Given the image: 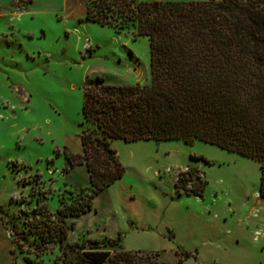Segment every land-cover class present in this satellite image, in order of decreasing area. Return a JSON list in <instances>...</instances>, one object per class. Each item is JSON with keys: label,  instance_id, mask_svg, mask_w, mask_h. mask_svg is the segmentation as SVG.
Segmentation results:
<instances>
[{"label": "rangeland", "instance_id": "1", "mask_svg": "<svg viewBox=\"0 0 264 264\" xmlns=\"http://www.w3.org/2000/svg\"><path fill=\"white\" fill-rule=\"evenodd\" d=\"M65 1L0 0V264H73L67 243L93 237L110 253L157 250L166 264L176 250L192 253L183 264H264L258 162L200 139H111L124 171L66 237L28 229L36 198L54 211L86 185L81 165L62 169L65 153L80 151L82 87L96 75L112 84L150 77L144 36L85 20L86 0ZM184 164L201 170L187 187L207 180L201 195H177ZM134 219L151 226L130 230ZM118 232L117 243L103 237Z\"/></svg>", "mask_w": 264, "mask_h": 264}, {"label": "trees", "instance_id": "2", "mask_svg": "<svg viewBox=\"0 0 264 264\" xmlns=\"http://www.w3.org/2000/svg\"><path fill=\"white\" fill-rule=\"evenodd\" d=\"M83 16L132 38L144 36L150 77L143 84H112L96 75L82 87L80 151L66 152L62 169L83 165L87 184L69 202L59 200L54 211L36 198L29 230L46 234V240L66 237L73 225L66 218L91 209L93 196L123 173L110 146L116 138L200 139L255 159L264 196V0H86ZM196 170L179 172L178 194L203 193L206 179L186 185ZM103 237L119 242V233ZM100 243L97 237L68 242L75 250L73 264H166L157 250L110 253L99 249ZM175 253L179 256L171 264L192 256Z\"/></svg>", "mask_w": 264, "mask_h": 264}, {"label": "crops", "instance_id": "3", "mask_svg": "<svg viewBox=\"0 0 264 264\" xmlns=\"http://www.w3.org/2000/svg\"><path fill=\"white\" fill-rule=\"evenodd\" d=\"M31 1V0H30ZM29 1V2H30ZM64 1V4L66 3V1L65 0H63ZM63 4V5H64ZM85 6V5H84ZM114 146H116V144H114ZM80 150V149H79ZM184 165H190V166H194V167H196L198 170H200L199 169V167L197 166V165H195V164H184ZM80 166V165H79ZM82 167H83V169H84V166L83 165H81ZM201 171V170H200ZM84 181H85V184H87V172L85 171V169H84ZM177 176V175H176ZM177 178V177H176ZM176 180V179H175ZM108 187V185L105 187V188H107ZM105 188H103L101 191H105V190H107V189H105ZM100 191V192H101ZM184 193H186V192H184ZM181 193H177V195H180ZM187 194H190V193H187ZM193 194V193H192ZM195 195H197V194H195ZM130 199H131V197H127V201L129 202L130 201ZM75 217H77V216H74V217H70L69 218V220H71V219H73V218H75ZM140 220L141 219H139V220H137V219H134V220H131L130 221V226H129V229L130 230H135V231H137V230H145V229H149L150 228V226H151V224L150 223H148V222H145V221H141L140 222ZM113 230H115V228L113 229ZM134 231V232H135ZM119 233V232H118Z\"/></svg>", "mask_w": 264, "mask_h": 264}, {"label": "built area", "instance_id": "4", "mask_svg": "<svg viewBox=\"0 0 264 264\" xmlns=\"http://www.w3.org/2000/svg\"><path fill=\"white\" fill-rule=\"evenodd\" d=\"M188 170H189V167H188V166H185V167L183 168V171H185V172H188Z\"/></svg>", "mask_w": 264, "mask_h": 264}]
</instances>
